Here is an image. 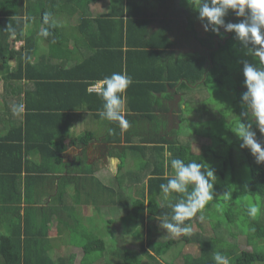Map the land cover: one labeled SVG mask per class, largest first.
Listing matches in <instances>:
<instances>
[{
	"label": "trees",
	"instance_id": "1",
	"mask_svg": "<svg viewBox=\"0 0 264 264\" xmlns=\"http://www.w3.org/2000/svg\"><path fill=\"white\" fill-rule=\"evenodd\" d=\"M85 1L87 0H0V65L4 67L10 59H14L17 64L15 70L1 73L4 75L0 79L5 82L3 94H7L6 91L10 90L12 92L10 96L13 97L12 105H7L5 109L9 110L12 106L13 112H16L20 105L24 104V112L19 125L12 122L7 131L2 130L0 126V264H100L101 257L92 255L95 252H105V243L96 234L97 231L85 227L79 220L77 211L70 213L66 206L63 211L67 212L70 220H64L63 225L75 229L74 232L79 239L70 244L61 242L59 248L55 247L56 244H53L50 237L54 234L58 236L60 233L50 228L51 214L57 213L53 206L54 203L52 202V206L47 210L32 208V205L38 203V199L44 195L48 197L52 195L53 184L49 183L51 182L48 174L49 165L52 161L59 163L60 158L59 154L51 149V145L54 146L52 141L58 140L62 134L53 135L55 130L52 126L56 124L57 129V123L63 120L65 115H56L51 110L67 111V109L75 108L69 105L79 106L76 100L68 102L69 97L77 99L82 96L92 98L100 96L96 91L91 90L92 86L114 72L126 73L132 80L131 86L141 85L139 87H149L151 81L172 82L175 80L178 82L180 79L188 85L201 83L206 89L212 85L221 87L232 82L241 97L246 91L241 61L256 63L251 56L245 55V49L234 38V33H224L223 29H221L222 36L211 31L205 32L198 19V12L188 3V0L180 1L189 14L190 19L186 24L190 26L183 33L174 30L179 32L174 34L179 37H174L173 40L168 38L172 29L170 30L167 26L165 31L150 33V26L153 22L147 16L144 15L145 18L142 19L129 18L134 14L132 10H136L142 0H114L111 12L105 18L98 19L86 18L85 13L83 15L80 13L79 10L83 9L82 12H84L86 6H80L79 3ZM151 1L150 4H152ZM69 11L73 15L76 13L82 15L78 20V28L85 36L87 35L82 27L85 24L93 26V32L87 36L90 43L89 54L80 63L71 68L62 69L61 65L53 66L52 60L42 58L37 65H29V57L34 51L32 46L29 47L32 43L29 38H26L27 48L21 47L25 53L22 49H18L19 52L9 50L12 44L23 42V28L26 21L38 17L43 29L46 28L49 32L47 37L42 36L46 40L56 36L57 30L60 29L56 18L64 17ZM45 13L50 16L47 24L44 23ZM225 19L227 22H239L232 12H229ZM188 35L204 45V48L208 50L207 54L201 56L198 51L192 50L183 55L176 53L175 50L180 43L177 38L182 40ZM165 41H167L166 44H164ZM51 46L53 47V44ZM167 47L173 48L174 51L167 52ZM166 58H169L168 63L163 64L162 60ZM228 62L231 63V67L227 65ZM172 64L179 67H172ZM233 64L238 65L231 69ZM37 66H40L39 69ZM172 69H177V73L175 71L172 75ZM23 80L26 81L25 88L21 84L20 87L12 84V81L23 83ZM67 86H71L72 89L68 96L60 98L56 96L58 98L55 99L57 107H50L53 103L49 100L50 93L60 95V91ZM45 89L50 91L49 97L42 98L40 96L43 95ZM141 96L145 97L146 94L142 92ZM5 97L0 96V99H3L4 103H11V101L6 102ZM47 101L49 103L43 105ZM243 110L237 112L235 123L239 124L244 119V122L253 124V131H256L258 141L264 145V135L260 134L250 114L247 117H241ZM2 118L6 116L0 113V125ZM92 139L93 134L90 132L84 138L79 139V142L84 148ZM221 145L224 146L223 142ZM133 147L135 148L132 149L144 150L138 146ZM233 149L237 152H231L229 149L226 156L217 155V158L222 161L221 169H237L235 162H240L249 169L250 184L247 188L230 187L229 185L228 190H234L229 197L221 198L220 193L215 191L214 198L208 201L191 220L185 221V224L201 231L199 217L203 215L204 219L201 222H209L208 217L211 214L218 216L217 220L222 223L223 229L216 231L213 238L195 239V243L199 244L198 256L193 257L189 254L181 256L182 253H179L178 259L171 264H215L213 256L217 252L228 255L230 264L264 263V250H256L258 242L264 244V164L258 165L250 151L241 149L240 145L239 149L237 147ZM34 152L41 159V163L32 160ZM153 153L149 159L151 162L150 177L147 178L144 172L142 177H138L141 180L142 189L135 194V197H125L121 204L116 203L126 211V221L122 219L126 225L132 223L133 226L140 228V232H146V245L143 247L141 244L138 253L123 250V255L119 260L113 262L111 259L108 261L109 264H142L143 262L144 264H161L154 253L157 252V248L164 250L166 244L163 245L162 242L153 238L154 232L150 224L157 222L159 225L162 217L170 215L171 205L178 202L181 194L171 193L168 197L163 195L160 185L167 183L168 178L172 176H165L163 152ZM172 156H178L185 163L196 161L203 163L205 167H211L206 156L192 158L190 152H172ZM211 158L215 159V156ZM145 167L150 168L148 165ZM219 175L224 176V172H220ZM231 181L234 183L233 177L230 178ZM110 192L115 193L112 188ZM31 194L33 195L32 200L29 198ZM115 194L120 196V190H116ZM23 202L28 205V208L24 210L25 215L22 219L20 205ZM249 202L259 203L261 207L260 213L254 219L246 213V205ZM35 211L40 215H43L42 212H50L48 218L45 216V222L40 229L37 228V221L29 218ZM7 215L10 217L7 218ZM242 222L245 226L241 228ZM232 226H235L241 235H245L246 244L252 247V251L237 253L231 247L216 246L214 241H223L225 238L222 234L230 231ZM136 227H131L132 231ZM155 232L157 234L160 230L155 229ZM193 232L195 231L192 230L190 236ZM230 237L235 240L238 236L231 234ZM66 246L68 250L80 251V255L69 254L68 251L63 253L62 249L64 251ZM180 257L183 259L181 262Z\"/></svg>",
	"mask_w": 264,
	"mask_h": 264
},
{
	"label": "crops",
	"instance_id": "2",
	"mask_svg": "<svg viewBox=\"0 0 264 264\" xmlns=\"http://www.w3.org/2000/svg\"><path fill=\"white\" fill-rule=\"evenodd\" d=\"M113 1L114 0H87L85 2H80V6H86V8L84 12H82L83 9L79 11L82 15L85 13L86 18H105L113 8ZM150 1L151 0H142L138 8L132 10L134 14L129 16V18L136 17V19L145 18L144 15L149 17L153 22L150 26V33L159 30L165 31L167 30L165 28L168 27L170 30L172 29L168 38H172L173 40L174 37H179L174 34L179 32L183 33L186 31V28L190 26L186 24L190 19L189 14L186 8L181 5L180 0H153L151 1L152 4H150ZM69 10L71 11V8ZM69 13L62 18H56L60 29L57 30L56 36L46 40L40 35L43 27L38 17H34L30 21L25 22L23 28L25 39L23 38V42L14 44L15 46H18V44L20 45L18 49L27 48L26 38L32 40L29 47L32 46L31 48H33L34 51L29 57V65H37L42 58H47L52 60L51 64H53V66L56 67L61 65L62 69H68L86 59L89 54L88 46L90 44L87 36L93 32V26L92 24H85V26L82 27L86 32L87 36H85L82 30L78 28V20L81 19L82 15L78 13L74 15ZM174 30H179V32ZM177 40L178 42L180 41V43L175 50L176 53H181L183 55L192 50L198 51L202 56L208 52L206 48H204V45L197 42V40L190 37V35L184 37L182 40L181 38H177ZM166 43L167 41L164 42V44ZM14 44L11 45L9 50L19 52L20 50L14 48ZM52 44L53 47L51 46ZM167 49V52L174 51L173 48L167 47ZM22 51H24V49H22ZM168 59L169 58L162 60L163 64H167ZM9 61L5 63L4 67L0 65V77L4 75L1 74L2 72L16 69L17 64L15 60L10 59ZM44 62L46 63V61ZM208 64L210 65V61ZM39 67L40 66H37L38 69ZM172 67L178 68L179 66L172 64ZM23 69H25V66ZM172 71L171 73L173 75L175 71L177 73L178 70L172 69ZM22 82L23 83H17L12 81V84L17 87H20L21 84L22 87L25 88L26 81L23 80ZM2 85L3 83L0 82V91H2L0 96H6V102L11 101V103H4L3 99H0V113L6 116V118H2L0 126L2 130L7 131L12 122L19 125L24 112V104L22 103L16 112H13L12 106H10L9 110L5 109L7 105H12L13 97L10 96L12 94L10 90L6 91L7 94H3L5 92V82L3 85L4 88ZM160 85H162V87H160ZM139 86H131L130 84L126 90L125 118L128 121V127L126 129H121L118 122L108 121L99 116V112L102 110L103 105L101 96L94 98L82 96L77 99L69 97L67 99L68 102L76 100L79 106L69 105V107L75 106V108L67 109V111L61 109L51 110V112L56 115H65L64 119L57 123V129L55 128L56 124L52 126L55 130V134L53 135L60 136V134H62V136H60L61 138L59 137L58 140L52 141L54 142V146L51 145V149H53L56 154H59L60 158L59 163L52 161L51 165H49L50 169L48 174L51 177V182L49 183L53 184L52 195L48 197L43 194L44 196L38 199V203L32 205V208H44L47 210V208L52 206V202L54 203L53 206L57 213L51 214L50 228L55 230V232H60L62 230L65 226L63 225L64 220H70L66 214L67 212L63 211L65 206L70 213L72 211H77L78 218L85 227L96 231V227L100 225L108 215L105 214V216L104 213L110 211V206L107 207L109 204L110 188L118 186L119 178L122 181L124 180V173L129 163H131L132 167L133 165L135 166V163L139 164L138 167L144 172L146 177L149 178L151 174L150 156H152L153 152H163L165 176H173L174 171L172 173L173 169H171L170 162L172 159L179 157H175L176 155L172 156V152H190V157H195L192 155L193 152H200V145L197 143L189 145L190 148L182 144L183 141L199 142V137H196L198 136V132H193L194 138H192L189 134H183L181 131L184 130L182 128L185 122L183 115L189 114L188 107L186 108L185 105L193 101L192 95L195 90L201 86V83L188 85L184 80L180 79L178 82H175V80L172 82L151 81L149 87ZM71 91V86H67L60 91V95H57L56 93L51 94L48 89H45L43 95L40 97L47 98L50 93L49 100L53 101L50 107L55 108L58 105L55 104V99H58L56 96H59V98L65 97L68 96ZM142 92L146 94L145 97L141 96ZM14 99L16 100V96ZM48 103L47 101L43 105ZM85 106L87 112L79 111L85 109ZM191 119H193V116ZM81 123L83 124L80 126L79 130H70L72 126ZM90 132L93 134V139L89 142L88 146L83 148L79 139L84 138L87 133ZM133 146L144 148V150L132 149L135 148ZM32 155L33 157L31 158L34 162L41 163V159L37 153L34 152ZM112 158L116 160L115 172L112 171L109 164ZM147 165L150 166V168H146L145 166ZM29 187L33 188L32 185H29ZM32 197L33 195L31 194L29 197L31 198L30 200H32ZM113 207L115 210L120 206L114 204ZM20 208V215L23 219L25 215L24 210L28 208V205L23 202ZM32 213L33 214H31L29 218L35 219L37 225L40 224V218L36 217L39 216V213L36 211ZM42 213L43 215H40L41 220L45 222L50 212ZM9 217L10 215H7V218ZM196 229L197 228H195L194 231ZM61 234L62 232H60V236L57 239L55 238L57 237L55 234L50 238L52 240L55 239L56 242L59 240L61 243V239L63 238ZM213 236L214 233H212L210 238H213ZM238 237H242L241 234ZM238 237L234 240L235 242H237ZM227 239L232 240L231 237H227ZM235 242L232 243L234 247L238 245V243L236 244ZM196 245L198 246L199 244L196 243ZM194 249L196 250L195 247ZM232 249L235 250L236 248ZM66 251H68V249L65 248L64 252ZM189 254L193 255L192 253ZM193 257L195 256L193 255ZM159 263L166 264L160 261Z\"/></svg>",
	"mask_w": 264,
	"mask_h": 264
},
{
	"label": "clouds",
	"instance_id": "3",
	"mask_svg": "<svg viewBox=\"0 0 264 264\" xmlns=\"http://www.w3.org/2000/svg\"><path fill=\"white\" fill-rule=\"evenodd\" d=\"M188 3L198 12V19L205 32L211 31L222 36L223 29L224 33H234V38L245 49V55L256 61V63L241 61L246 88L240 98L244 109L241 117H247L250 113L256 128L264 135V0H188ZM229 12L234 13L239 22H227L225 17ZM49 19V14L45 13L44 23L47 24ZM40 35L47 37L49 32L45 28ZM131 83L132 80L126 73L114 72L93 85L103 100L99 116L108 121L118 122L121 129L128 127L125 118V93ZM79 111L87 112L86 106ZM83 123L72 126L70 130H79ZM234 133L241 141L240 148L248 149L258 165L264 164V145L258 141L253 124L242 119ZM170 163L174 175L168 178L167 183H162L160 189L165 197L177 193L181 194V198L171 205V214L162 217L159 227L174 236L190 235L192 227L185 224V221L191 220L214 198L217 177L214 169L210 166L205 167L203 163L196 161L185 163L179 158L172 159ZM109 164L115 172V158L110 159ZM260 210L259 203L249 202L246 205V213L250 218L254 219ZM199 219L203 220L204 216L201 215ZM213 260L215 264H230L229 258L220 252L214 254Z\"/></svg>",
	"mask_w": 264,
	"mask_h": 264
},
{
	"label": "rangeland",
	"instance_id": "4",
	"mask_svg": "<svg viewBox=\"0 0 264 264\" xmlns=\"http://www.w3.org/2000/svg\"><path fill=\"white\" fill-rule=\"evenodd\" d=\"M14 48L18 49L20 48V45L18 44V46H15L14 44ZM223 61H225V59ZM227 65L231 67V63L228 62ZM237 65L238 64H233L231 69H234V67ZM0 82H2L4 85V82L2 80ZM1 93L2 91H0V94ZM192 96L193 101H190V103H187V105H185L186 108L188 107L189 114L183 115L185 122L182 126L184 130H182L181 133H187L189 134V136L194 138L193 132H198V136L196 137H199L200 141H183L182 144L187 145L189 148V145H193V143H197L200 145V152H193L192 155L196 157L206 156L207 162L211 165V168L214 169L215 175L217 177L216 183L214 184V192H219V196L221 198L229 197V194H232L234 192L233 189L228 190L229 185L230 187H245V185L248 186L251 182L250 172L247 166L240 164V162H235V166L237 169H221L222 161L217 158V155L226 156V153L229 152V149H231V152H237V150L233 149L234 147H237V149H239L241 141L238 139L234 131L238 126V124L235 123L237 112L239 113L241 110H243L241 106V97L235 90V86L232 85V82L221 87L212 85L211 87H209V89H206L205 86L201 85L197 90H195ZM192 116L193 119H191ZM221 142H223L224 146L221 145ZM213 156H215V159L211 158ZM138 165L139 164L135 163V166L133 165L132 167L131 163H129L124 173V180L122 181L119 178L118 186L112 188L115 193L116 190L119 189L121 193L120 196L113 192H109V204L107 207L110 206V211L104 213V215L108 214L106 219L96 227V234L101 239H103L105 243V252H95L92 255L93 257H101L100 264H109L108 261H111V259L113 260V262L118 261L119 258L123 255V250H127L131 253H138L141 244H143V247H145L146 245V232H140V228L133 226L132 223L126 225V222L122 221V219H125L126 221V211L121 208V206L114 210V207L112 206L113 204L116 205V203L121 204L125 197H135V194L142 189L141 180H139V178L143 176V171L138 167ZM173 171L174 170H172V173ZM220 172H224V176H220ZM232 177L235 180L234 183H232V181L230 182V178ZM226 193L227 195H224ZM36 217L40 218V214ZM208 219L209 222L204 221L203 223L201 222V220L198 221L200 226L202 227V230L200 231L199 229H196L192 234L194 235V237H192V235L186 236L183 234L180 236H174L166 229L160 228L157 222H154L153 224L151 223L150 228L154 232L153 238L162 242L163 245L166 244L164 250H162L161 248H157V252L154 253L155 257L160 262L167 264L175 262L178 259L177 256L179 255V253H182L181 256L188 255L189 253H192L194 256H198V246L195 243L196 240L207 237L210 238V236H212V233L223 229L222 223L217 220L218 216H212L211 214H209ZM42 225L43 222L42 220H40V224L37 225V228L40 229ZM243 226L245 225L242 222L240 227L242 228ZM131 227L136 228L132 231ZM155 229L160 230V232L156 234ZM194 229L195 228H192V230ZM74 230L75 229H72L71 227L65 225L60 231L62 232L61 236L63 237L61 241L66 244H70V242L79 239ZM231 234L240 236V233L238 232L236 227L232 226L230 231H226L222 234L225 238L223 241L217 240L214 241V243H216L217 247L236 248L235 250L238 253L243 251H252V247L246 244V239L244 238L245 235L242 234V237H238L237 242H235L233 239H227V237H230ZM59 236L60 234L55 238L57 239L59 238ZM55 241L56 240L53 239L52 242L54 243ZM233 242H235L236 244L238 243V245L234 247L233 244H231ZM55 244V247H60L59 240ZM257 244L258 245L256 246V250L263 251L264 244L261 242H258ZM194 247L197 249L195 250ZM65 248H67V246ZM62 252L67 253L64 252L63 249ZM53 253L54 250L52 254ZM68 253L80 255V251L78 250L73 251L70 249L68 250ZM182 260L183 259L180 257V262ZM144 263L145 262H143L142 264Z\"/></svg>",
	"mask_w": 264,
	"mask_h": 264
},
{
	"label": "built area",
	"instance_id": "5",
	"mask_svg": "<svg viewBox=\"0 0 264 264\" xmlns=\"http://www.w3.org/2000/svg\"><path fill=\"white\" fill-rule=\"evenodd\" d=\"M91 90H92V91H96V92H97V89H96V88H94L93 86H92Z\"/></svg>",
	"mask_w": 264,
	"mask_h": 264
}]
</instances>
